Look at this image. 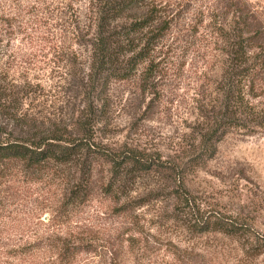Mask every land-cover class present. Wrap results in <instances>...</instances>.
Segmentation results:
<instances>
[{"label":"rangeland","instance_id":"obj_1","mask_svg":"<svg viewBox=\"0 0 264 264\" xmlns=\"http://www.w3.org/2000/svg\"><path fill=\"white\" fill-rule=\"evenodd\" d=\"M170 1L186 5L184 19L165 35L153 63L144 60L133 76L110 83L107 125H95L96 141L137 150L169 170L136 175L122 191L110 186L101 161L88 175L74 162L36 172L0 167V264H264V131L229 130L213 155L193 158L207 147L199 139L202 115L214 116L220 99V55L209 27L190 32L209 0ZM246 1L264 21V0ZM87 6L0 0V76L4 82L7 71L41 85L40 101H47L26 104L27 114L62 129H73L81 114L68 59L75 51L82 62L76 70L85 65L87 50L73 43L70 25L72 8L81 17ZM253 101L264 104V93ZM4 123L0 113V131ZM77 186L80 200L72 196ZM216 219L237 233L195 228ZM62 246L71 252L62 254Z\"/></svg>","mask_w":264,"mask_h":264},{"label":"trees","instance_id":"obj_2","mask_svg":"<svg viewBox=\"0 0 264 264\" xmlns=\"http://www.w3.org/2000/svg\"><path fill=\"white\" fill-rule=\"evenodd\" d=\"M204 5L201 2L196 10L197 19L190 32L194 36L198 25L209 27L218 44L220 99L213 106L214 116L202 115L206 120L199 139L207 147L200 155L193 154L196 160L213 155L229 130L242 128L248 135L264 131V104L253 101L264 93V21L246 0H209V5L206 3L203 8ZM185 6L174 5L170 0H88L82 14L87 22L82 26L81 12L72 8L73 43L82 44L87 50L85 65L79 71L75 51L68 59V64L75 68L73 98L79 97L81 114L73 124L74 130L59 128L48 118L38 121L29 116L26 104L33 109L47 101H40L41 85L11 78L6 71L4 82L0 76V113H4L6 120L4 131H0V167H4V172L14 166L36 172L74 162L82 175H88L93 164L101 161L109 167L110 186L123 191L125 183L136 175L169 170L168 163L159 164L137 150L115 149L96 141L95 125H107L105 108L110 83L133 76L144 60L153 63L165 35L178 19H184L180 14ZM77 187L72 196L80 200L83 191ZM195 228L224 234L238 231L222 219L204 220ZM61 249L62 254L71 252L67 246Z\"/></svg>","mask_w":264,"mask_h":264}]
</instances>
